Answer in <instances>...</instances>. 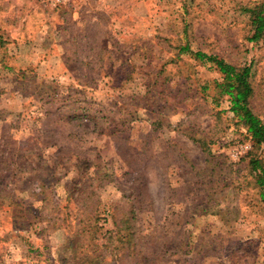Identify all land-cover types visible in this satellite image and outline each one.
Listing matches in <instances>:
<instances>
[{
    "label": "rangeland",
    "instance_id": "rangeland-1",
    "mask_svg": "<svg viewBox=\"0 0 264 264\" xmlns=\"http://www.w3.org/2000/svg\"><path fill=\"white\" fill-rule=\"evenodd\" d=\"M263 3L0 0V162L23 154L32 168L7 185L0 264H264L247 158L259 150L228 99L203 91L220 75L177 54L189 45L251 65L264 124V36L248 41L243 10ZM104 164L112 180L88 204L101 227L91 241L77 219ZM131 210L136 235L120 250L106 230Z\"/></svg>",
    "mask_w": 264,
    "mask_h": 264
},
{
    "label": "trees",
    "instance_id": "trees-1",
    "mask_svg": "<svg viewBox=\"0 0 264 264\" xmlns=\"http://www.w3.org/2000/svg\"><path fill=\"white\" fill-rule=\"evenodd\" d=\"M243 10L249 17L252 31L248 41L258 43L264 36V3ZM177 54L179 56L187 55L190 59L202 66H208L220 75L219 80H212L210 83L207 82L202 85L203 91L208 93L211 90L212 94L209 97L217 105L223 98L228 99L229 112L232 113L236 123L245 129L252 146L259 150V153H247V158L254 183L259 189L260 200L264 203V157H260V151L264 152V124L250 107L253 96L252 66L246 64L235 66L216 55H209L198 50L194 51L189 45L179 46ZM192 140L199 145L206 155L210 154L211 142L208 139L198 137ZM29 169L32 168L27 165L23 154H17L15 157L8 159L7 162H0V207L8 198L7 185L14 178V174L22 175L28 172ZM112 173L111 167L105 164L102 165L93 175L94 178L91 180L87 195H83L82 206L85 208L84 213H81V215H84L83 219L86 223H83V219H77V223L80 225L79 233L88 236L91 241L96 239V234L101 227L97 225L95 214L91 213V207H88V204L94 200V197L97 198L95 192L112 180ZM119 215L118 218L111 216L115 230H106L108 234L106 240L109 244L115 240L120 250L122 248L126 250L127 246L134 242L136 235L135 214L131 210Z\"/></svg>",
    "mask_w": 264,
    "mask_h": 264
},
{
    "label": "built area",
    "instance_id": "built-area-1",
    "mask_svg": "<svg viewBox=\"0 0 264 264\" xmlns=\"http://www.w3.org/2000/svg\"><path fill=\"white\" fill-rule=\"evenodd\" d=\"M52 3H54L55 5H63V4H66V3H69L70 1H73V0H51Z\"/></svg>",
    "mask_w": 264,
    "mask_h": 264
}]
</instances>
